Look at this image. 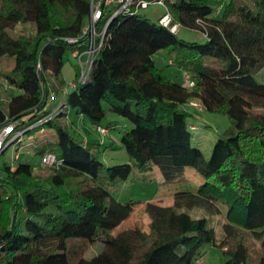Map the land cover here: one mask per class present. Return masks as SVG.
Wrapping results in <instances>:
<instances>
[{
    "label": "trees",
    "instance_id": "16d2710c",
    "mask_svg": "<svg viewBox=\"0 0 264 264\" xmlns=\"http://www.w3.org/2000/svg\"><path fill=\"white\" fill-rule=\"evenodd\" d=\"M91 2L0 0V58H14L5 82L19 91L5 109L0 103V128L13 124V134L21 131L16 143L36 128L54 127L56 141L38 154L51 152L61 161L46 167L43 178L18 154L0 165V264H192L206 245L222 250V264H264V0H165L168 27L159 23L164 12L153 21L140 11L109 20L104 11L96 29L108 22L106 35L88 76L67 83L63 56L86 48ZM27 22L35 24L34 37L10 34ZM181 28L201 32L206 41L179 38ZM159 50L188 81L171 80L156 66ZM59 91L64 101L47 109ZM103 102L132 123L118 146L129 163L106 166L89 141H76L54 123L67 106L98 123L106 115ZM185 104L230 120L233 133L215 141L208 160L192 145ZM154 166L174 205L144 204L150 231L159 236L150 248L138 226L117 230L135 202H119L112 193L131 172L145 180ZM189 167L204 182L194 191L174 190ZM195 207L224 213L220 237L204 217L181 210ZM70 238L79 240L68 246ZM249 239L258 242L256 257ZM95 240L103 249L84 258Z\"/></svg>",
    "mask_w": 264,
    "mask_h": 264
},
{
    "label": "rangeland",
    "instance_id": "374dc122",
    "mask_svg": "<svg viewBox=\"0 0 264 264\" xmlns=\"http://www.w3.org/2000/svg\"><path fill=\"white\" fill-rule=\"evenodd\" d=\"M141 14L149 19L156 21L158 16L164 12V8L160 6H149L145 10H140ZM12 36L26 35L34 37L35 24L33 22L17 23L14 28L9 30ZM177 36L184 40L195 41L203 43L206 39L202 33L188 28H181ZM86 56L82 57V61ZM153 59L158 68L162 69L164 74L171 80L177 82L184 81V75L175 65H168V60L163 50L157 51L153 55ZM14 65V58L4 56L0 58V103L3 108H6L7 101L10 97L16 95L19 91L15 87L9 86L5 82V76L9 75ZM81 65L77 57L72 55L71 51H67L63 56L62 71L66 77V82L69 83L81 73ZM64 92H57L54 99L49 101L47 109L52 110L59 106L60 101H64ZM64 103V102H63ZM191 104H198L193 101ZM105 110V118L98 122L92 123L84 116H77L75 111L70 107H65L66 115L57 117L54 123L61 124L67 131L71 133L76 141H89L91 150L97 152L99 159L106 166H112L121 163H129L126 152L119 148L121 136L132 127V123L113 112L110 111L109 105L103 102ZM186 111L191 113L187 118L189 127L194 128L191 132L192 145L199 148L205 160L210 158L213 145L218 138L230 136L233 133L229 118L220 112H209L200 107H194L188 104L182 106ZM98 126L105 127L108 132H100ZM85 131V132H84ZM87 132V133H86ZM105 135H102V134ZM6 136L3 134L2 138ZM56 141V132L54 127L44 125L36 128L34 134L31 136L24 135L20 142L11 143L0 154V165L4 161H14L15 154L19 155V161L27 160L33 172L43 178L47 173V166H40L41 156L38 154L40 148L45 143H54ZM161 174L157 167L146 174L145 180L137 179L133 173L129 175L123 185L112 193L113 197L119 202H135V210L132 216L121 223L117 230H124L134 226H138L143 231L148 233L147 245L153 248L159 241V236L150 231L152 217L145 210L144 204L146 202H154L160 206L170 207L174 205L172 194H169L165 187L161 186ZM204 181L202 177L192 167L187 168L185 180L183 184L176 185L174 190H189L194 191ZM226 212V206L223 205ZM186 210L194 218L204 217L207 220V225L213 227L217 236L221 235L220 223L224 220V213H209L202 208H192ZM169 223V221H167ZM168 229V228H167ZM79 240L78 238H70L67 240V245ZM250 246L253 250V256L256 257L258 252V242L249 239ZM103 249L102 242L95 240L84 253V258L90 259L96 256ZM226 260V255L221 249L206 245L203 249V254L192 264H222Z\"/></svg>",
    "mask_w": 264,
    "mask_h": 264
},
{
    "label": "built area",
    "instance_id": "2783aa9c",
    "mask_svg": "<svg viewBox=\"0 0 264 264\" xmlns=\"http://www.w3.org/2000/svg\"><path fill=\"white\" fill-rule=\"evenodd\" d=\"M149 6H160L164 8L163 15L159 18V23L165 27L170 26L171 23V15L169 12V9L166 6L165 0H97L95 2H91V10L89 14V20L86 25V27L83 30V33L86 35V48L82 52H78L76 50L72 51V55L77 57L80 65H81V73H80V80L86 79L88 76L91 66L94 62V58L97 55L103 39L106 35V29L108 26V22H106L100 30L96 29L97 23L100 21L103 12L108 11L111 13V16L109 20H111L113 17H115L118 14L122 13H130L135 14L138 11L142 9H147ZM178 26L173 25L171 26L172 31H177ZM78 38H69L67 41L69 43H76L78 42ZM86 56V59L82 61V57ZM185 80H189V77L184 74ZM189 85H192L191 82H189ZM197 105V104H194ZM34 125H31L29 127H33ZM13 124H7L0 128V153L3 150V148L8 144L12 143V141L19 137L22 132L17 131L15 134H13ZM100 129V132L107 133V130L98 127ZM102 135H105V134ZM5 135L6 137L2 138V135ZM61 161L56 157L55 154L51 152H45L41 156V165L42 166H53L57 167Z\"/></svg>",
    "mask_w": 264,
    "mask_h": 264
},
{
    "label": "water",
    "instance_id": "95a60500",
    "mask_svg": "<svg viewBox=\"0 0 264 264\" xmlns=\"http://www.w3.org/2000/svg\"><path fill=\"white\" fill-rule=\"evenodd\" d=\"M11 144V142L10 143H8L6 146H9Z\"/></svg>",
    "mask_w": 264,
    "mask_h": 264
},
{
    "label": "crops",
    "instance_id": "0c3cea01",
    "mask_svg": "<svg viewBox=\"0 0 264 264\" xmlns=\"http://www.w3.org/2000/svg\"><path fill=\"white\" fill-rule=\"evenodd\" d=\"M79 117H81V116H79ZM85 132V131H84ZM87 133V132H86Z\"/></svg>",
    "mask_w": 264,
    "mask_h": 264
}]
</instances>
